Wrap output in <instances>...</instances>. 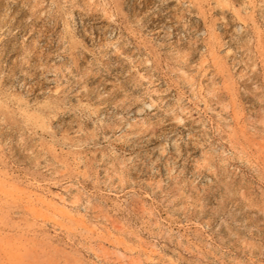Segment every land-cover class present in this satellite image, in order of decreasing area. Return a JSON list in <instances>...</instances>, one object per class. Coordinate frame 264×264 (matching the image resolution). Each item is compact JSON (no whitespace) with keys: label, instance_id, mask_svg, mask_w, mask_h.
<instances>
[{"label":"rangeland","instance_id":"1","mask_svg":"<svg viewBox=\"0 0 264 264\" xmlns=\"http://www.w3.org/2000/svg\"><path fill=\"white\" fill-rule=\"evenodd\" d=\"M0 264H264V0H0Z\"/></svg>","mask_w":264,"mask_h":264}]
</instances>
